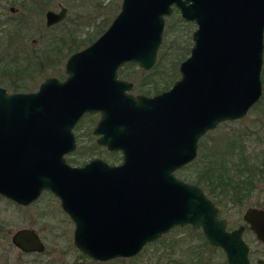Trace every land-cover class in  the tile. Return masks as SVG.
I'll list each match as a JSON object with an SVG mask.
<instances>
[{
    "label": "water",
    "instance_id": "95a60500",
    "mask_svg": "<svg viewBox=\"0 0 264 264\" xmlns=\"http://www.w3.org/2000/svg\"><path fill=\"white\" fill-rule=\"evenodd\" d=\"M174 8L195 23L179 77L151 96L128 93L132 83L117 77L118 67L154 65ZM66 12L48 9L46 25ZM263 53L264 0H121L109 25L67 57L64 79L47 77L25 92L0 86V195L28 205L51 191L74 223V245L96 260L134 256L190 224L222 248L227 264H251L243 233L264 242V207L247 206L229 229L203 188L175 171L195 159L203 134L261 98ZM95 111L97 142L120 149L122 160L71 164L73 127ZM11 242L24 252L45 249L34 227L16 228Z\"/></svg>",
    "mask_w": 264,
    "mask_h": 264
},
{
    "label": "rangeland",
    "instance_id": "374dc122",
    "mask_svg": "<svg viewBox=\"0 0 264 264\" xmlns=\"http://www.w3.org/2000/svg\"><path fill=\"white\" fill-rule=\"evenodd\" d=\"M26 1L25 5H27L23 7L16 0L13 2L0 0V20H3L0 21V84L9 91L12 89L35 90L46 76L56 75L60 78L64 76V62L70 51L80 49L95 39L117 14L121 5V0ZM11 5H19V8L23 10L18 11V16L13 17L11 23H7L5 13L9 12ZM60 6L68 8L64 20L47 28L44 18L46 9L58 10ZM29 7H32V10H28ZM22 12L26 15V23L22 22L25 25L23 28L26 29L22 34L25 36L13 37L12 34H17L15 31L17 28L13 25L21 23L19 16ZM165 18V28L167 23L172 24V32L165 37L166 44L172 42L169 52L172 54L178 51L176 45L179 44L185 58L190 51L191 33L195 23L191 21L187 24L188 26L183 24V21L177 20L175 11ZM54 45L60 49L57 55L58 60H55L51 53L50 47ZM16 51L23 52L21 54L24 55L19 56L15 54ZM39 62H45V67L42 71L37 70L36 75L14 73L13 68L16 66L22 69L23 66L24 68L29 65L36 66ZM178 66L179 63L177 68ZM5 67H9L13 73L4 75ZM135 67L139 65L136 64ZM263 76L264 63L261 72V77ZM95 118L97 119L96 116L84 115L74 128L77 147L66 154L69 163L81 165L94 156L102 157L110 163L121 161L122 155L118 151H109L101 147L93 148V151L88 153L84 151L86 146L93 147L91 144L95 136L90 130ZM230 138L236 139L233 161H236L237 165L240 161L242 164L244 162L237 154L242 147L247 162L261 163L264 160V82L262 102L256 106L253 105L243 117L222 121L203 134L199 139L201 145L199 147L198 143L197 155L201 153L200 150H203V154L209 153L210 149L216 145L225 148ZM203 161L206 162V160ZM229 163L232 164V162ZM201 166H203L202 161L200 164L191 162L189 165L178 168L175 174L195 183L197 167ZM228 197L230 198L229 195ZM221 200L222 203L218 204L220 215L227 219L229 229L234 228L243 222L242 214L247 206L264 207V178L258 182L254 191H251L243 202H233L231 199L227 201L226 198ZM24 226L34 227L39 232L45 243V249L42 252H23L11 242L12 232ZM73 229L72 219L62 209L59 198L49 190H44L35 201L28 205L18 204L0 195V264H227L222 248L207 243L202 230L195 229L190 224L172 227L157 239L145 244L134 256L115 257L108 260H96L83 254L73 243ZM243 237L249 245V257L252 264H260V260H264V243L259 241L247 227Z\"/></svg>",
    "mask_w": 264,
    "mask_h": 264
},
{
    "label": "trees",
    "instance_id": "16d2710c",
    "mask_svg": "<svg viewBox=\"0 0 264 264\" xmlns=\"http://www.w3.org/2000/svg\"><path fill=\"white\" fill-rule=\"evenodd\" d=\"M174 11L176 13L177 20L181 22L183 21V24L187 25L191 22L183 19L179 15L176 8L173 12ZM167 25L164 29L163 40L158 50V59L155 65L150 71L144 72L142 75L143 78H141V80L137 83L138 88L147 93L156 92L161 88L168 86L169 82L179 76L177 64L184 58V55L182 54V49L179 44L176 45L178 46V51L176 50L170 54L169 48L172 47V42L166 44L165 37L169 32H172V24L168 25V27ZM170 56L171 59H169ZM134 65L136 66V63L127 62L123 65V69L133 68ZM128 74L129 72H125L124 76ZM262 82H264V76L262 77ZM262 100L263 93L254 106L262 102ZM235 143L236 139L234 138V140H232L230 138L228 143L225 144V148H221V146L216 145L214 148L210 149L207 154H203V150H200L203 155L199 153V157L197 155L196 158L191 161L192 164H200L202 161L203 166L197 167V179L194 181L203 188L206 194L217 205L222 203V198H226L227 201L231 199L233 202H243L244 199L251 194V191H254L258 182L262 181V178H264V160L261 161V163L247 162L243 147L237 151L239 159L244 160L243 164L240 161V164L237 165L236 161H233V155L236 152L234 148ZM200 145L201 144L199 142V147ZM201 158L206 160V162L201 160ZM191 162L187 165L191 164ZM229 162H232V164ZM202 237L204 238L203 235ZM204 240L208 243V240L205 238Z\"/></svg>",
    "mask_w": 264,
    "mask_h": 264
},
{
    "label": "flooded vegetation",
    "instance_id": "af4514ba",
    "mask_svg": "<svg viewBox=\"0 0 264 264\" xmlns=\"http://www.w3.org/2000/svg\"><path fill=\"white\" fill-rule=\"evenodd\" d=\"M20 0H16V2L20 5V6H26L25 5V3L27 2L26 0H21L20 2H19ZM12 2H13V0H12ZM16 3V4H17ZM39 3V1L38 2H36L35 4L37 5ZM13 4V3H12ZM14 6V5H11V6H9V12L8 13H5L6 14V17H5V19H7V23L9 22V23H11L12 21H13V17L14 18H16L18 15H17V13H18V11H21V10H23V9H20L19 7L20 6ZM62 6H60V8H61ZM59 8V9H60ZM48 9H52V8H48ZM48 9H46V11L48 10ZM58 9V10H59ZM175 9V8H174ZM28 10H32V7H29V9ZM53 10H55V9H53ZM67 10H68V8H67ZM46 11H45V13H46ZM25 12H22V13H20V16L19 17H21V18H19L20 19V21H21V23L20 24H16V25H13V27L14 26H16V28H17V30H15V31H17V34L15 35V34H12L13 35V37L14 36H20V37H24L25 35H23L22 33H24L25 32V30L26 29H24L23 27L25 26V25H23V23L22 22H25V17H26V15H23ZM66 14H67V12H66ZM66 16V15H65ZM168 16V15H167ZM44 18H45V26L47 27V28H51L52 26H54V25H56V24H58V23H60L62 20H64V18L61 20V21H59V22H56V23H53V24H51V25H46V17L44 16ZM0 21H3V20H0ZM111 22V21H110ZM193 22V21H192ZM26 23V22H25ZM165 24H166V18H165ZM109 25V24H108ZM107 25V26H108ZM165 29V28H164ZM164 33V32H163ZM192 34V33H191ZM12 35H11V37H12ZM94 40V39H93ZM92 40V41H93ZM162 43V42H161ZM89 44V43H88ZM161 45V44H160ZM86 46V45H85ZM19 48V47H18ZM34 48V47H33ZM83 48V47H82ZM160 48V47H159ZM50 49L52 50L51 51V53H52V55H54V57L56 58H53V59H55V60H58L59 58H57L58 56V53H59V51H60V49H59V47L58 46H56V45H54V46H52V47H50ZM81 49V48H80ZM77 50H79V49H77ZM77 50H74V51H77ZM159 50V49H158ZM73 50L72 51H70V54L71 53H73L74 52ZM21 53H23V52H19V51H16L15 52V54H17V55H19V56H22V55H24V54H21ZM69 54V55H70ZM68 55V56H69ZM67 56V57H68ZM15 57V56H14ZM67 59V58H66ZM157 59H158V53H157ZM157 59H156V61H157ZM156 61H155V63H156ZM65 62H66V60H65ZM65 62H64V72H65V75L64 76H62L61 78L60 77H58V76H56V75H49V76H46L43 80H41L40 81V83L42 82V81H44L47 77H51V76H54V77H57L58 79H60V80H62V79H64L66 76H67V73H66V71H65ZM127 62H131V61H127ZM127 62H125V63H127ZM45 62H39V64L38 65H29V66H27L26 68H24L25 66H23L22 67V69H21V67H18V66H16L15 68H13V70L15 71L14 73H21L22 75L23 74H30V75H36L38 72H37V70H40V71H42L43 70V67H45V64H44ZM125 63H123L121 66H119L118 67V69H117V77L118 78H122V79H126V80H128V81H130L132 84H131V87L127 90V92L128 93H131V94H133V95H138V94H144V95H148V96H151V95H154V94H157V93H159V92H161V91H163V90H166V89H168L171 85H172V83L174 82V80L176 79H174L173 81H171V82H169V84H168V86H166V87H164V88H161L160 90H158V91H156V92H152V93H147V92H145V91H142V89H140V88H138V86H137V83H138V81L139 80H141V78H143V73L144 72H147V71H150L152 68H153V66L155 65V63H154V65L152 66V67H150V68H143V67H141V66H139V67H136V68H128V69H123V65L125 64ZM132 63H135V62H132ZM136 64H138V63H136ZM24 68V69H23ZM5 69V70H4ZM3 69V72L5 73L4 75H11V74H9V73H13V71L9 68V67H5ZM178 71H179V68H178ZM125 72H129V74L128 75H126V76H124V73ZM179 77V76H178ZM177 77V78H178ZM7 82H9V81H7ZM39 83V84H40ZM0 86H3V85H1L0 84ZM8 92H25V91H34V90H25V89H23V90H21V89H12V91H9L5 86H3ZM38 87H39V85H38ZM38 87H37V89H38ZM36 90V89H35ZM84 115H89V116H96L97 117V119L95 118V120H94V124H93V126H92V128H91V134H93L94 136H95V140L93 141V143L91 144L93 147H90V146H86L85 148H84V151L85 152H91V151H93V148H95V149H97V148H99V147H101V148H106L107 150H109V151H118V152H120L121 153V155H122V151L120 150V149H109L106 145H103V144H100V143H98L97 142V137H98V134H96V133H94V127H95V125H96V123L98 122V120L100 119V116H101V113H100V111H95V112H85L81 117H80V119L76 122V124L74 125V127H73V132L75 131L74 130V128L79 124V122H80V120L83 118V116ZM74 136H75V142H76V146H75V148L73 149V150H75L76 149V147H77V139H76V134L74 133ZM199 143V142H198ZM72 150V151H73ZM197 153H198V151H197ZM94 157H99V156H94ZM94 157H92V158H94ZM100 158H102V157H100ZM196 158V157H195ZM91 159V158H90ZM90 159H88V160H90ZM103 159V158H102ZM87 160V161H88ZM105 160V159H104ZM122 160V159H121ZM194 160V159H193ZM107 161V160H106ZM119 163V162H118ZM190 163V162H189ZM188 164V163H187ZM187 164H185V165H187ZM184 165V166H185ZM260 207H263V206H260ZM40 235V234H39ZM41 237V236H40ZM42 239V238H41ZM262 243H264V242H262ZM45 244V243H44ZM19 249V248H18ZM22 251V250H21ZM24 252V251H23ZM34 252H36V251H34ZM83 253V252H82ZM84 254V253H83ZM251 261V260H250ZM260 264H264V260H260V262H259ZM251 264H252V262H251Z\"/></svg>",
    "mask_w": 264,
    "mask_h": 264
}]
</instances>
